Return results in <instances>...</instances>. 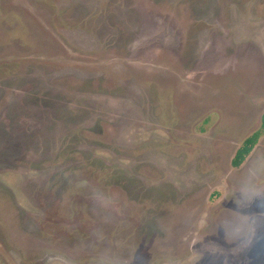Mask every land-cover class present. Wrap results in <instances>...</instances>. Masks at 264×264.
Returning a JSON list of instances; mask_svg holds the SVG:
<instances>
[{
    "label": "rangeland",
    "instance_id": "374dc122",
    "mask_svg": "<svg viewBox=\"0 0 264 264\" xmlns=\"http://www.w3.org/2000/svg\"><path fill=\"white\" fill-rule=\"evenodd\" d=\"M263 115L264 0H0V264H264Z\"/></svg>",
    "mask_w": 264,
    "mask_h": 264
},
{
    "label": "trees",
    "instance_id": "16d2710c",
    "mask_svg": "<svg viewBox=\"0 0 264 264\" xmlns=\"http://www.w3.org/2000/svg\"><path fill=\"white\" fill-rule=\"evenodd\" d=\"M263 120H264V115H263ZM263 126H264V121H263ZM258 134H254L251 137L247 138L241 148L238 149L236 156L233 160V165L234 166H240L247 155L252 151L255 142L257 140Z\"/></svg>",
    "mask_w": 264,
    "mask_h": 264
},
{
    "label": "flooded vegetation",
    "instance_id": "af4514ba",
    "mask_svg": "<svg viewBox=\"0 0 264 264\" xmlns=\"http://www.w3.org/2000/svg\"><path fill=\"white\" fill-rule=\"evenodd\" d=\"M246 159V158H245Z\"/></svg>",
    "mask_w": 264,
    "mask_h": 264
}]
</instances>
